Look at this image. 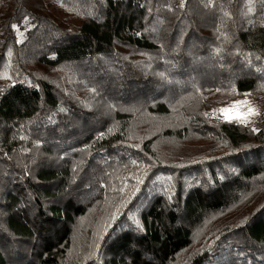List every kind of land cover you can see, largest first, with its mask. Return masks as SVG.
Listing matches in <instances>:
<instances>
[{
    "label": "trees",
    "instance_id": "1",
    "mask_svg": "<svg viewBox=\"0 0 264 264\" xmlns=\"http://www.w3.org/2000/svg\"><path fill=\"white\" fill-rule=\"evenodd\" d=\"M256 91L264 0H0V264H264Z\"/></svg>",
    "mask_w": 264,
    "mask_h": 264
},
{
    "label": "rangeland",
    "instance_id": "2",
    "mask_svg": "<svg viewBox=\"0 0 264 264\" xmlns=\"http://www.w3.org/2000/svg\"><path fill=\"white\" fill-rule=\"evenodd\" d=\"M244 101H246L247 103H237V102H244ZM232 106H235V107H232ZM222 108H231V111L228 114H225L219 111V109H222ZM249 108L254 109L255 114H249L248 112ZM209 113L214 120H219V119L233 120L236 122H241L243 124L249 125L252 128L257 130L259 126H264V91L263 92L256 91L250 94L248 93L245 95H238L223 103L219 102L218 104L213 105V107L209 109ZM237 115L245 116L246 120L235 119ZM229 117H231V119H229ZM202 144L203 142L200 141L197 143H188L187 145H189L190 148H193L195 146L197 148H201ZM169 146L177 147L178 144L176 145L175 143L171 141L170 143L165 142L163 144V147L166 150L169 149ZM235 216H238L237 211H229L228 213L222 214L219 217L215 218L214 222L217 221L221 223V222L230 221V223L233 224L232 222Z\"/></svg>",
    "mask_w": 264,
    "mask_h": 264
},
{
    "label": "snow or ice",
    "instance_id": "3",
    "mask_svg": "<svg viewBox=\"0 0 264 264\" xmlns=\"http://www.w3.org/2000/svg\"><path fill=\"white\" fill-rule=\"evenodd\" d=\"M13 27L16 28L17 26L13 25ZM237 103H247V102L244 101V102H237ZM232 107H235V106H232ZM219 111L222 113L228 114L231 111V108H222V109H219ZM248 112L249 114H255V110L251 108H249ZM229 119H231V117H229ZM235 119L246 120V117L243 115H237Z\"/></svg>",
    "mask_w": 264,
    "mask_h": 264
}]
</instances>
